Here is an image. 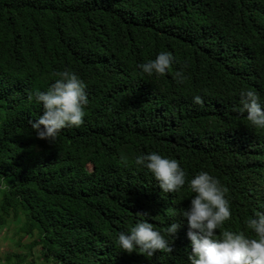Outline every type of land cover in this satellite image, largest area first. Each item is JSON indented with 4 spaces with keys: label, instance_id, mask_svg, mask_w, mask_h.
I'll return each mask as SVG.
<instances>
[{
    "label": "trees",
    "instance_id": "obj_1",
    "mask_svg": "<svg viewBox=\"0 0 264 264\" xmlns=\"http://www.w3.org/2000/svg\"><path fill=\"white\" fill-rule=\"evenodd\" d=\"M160 51L173 65L142 75ZM65 69L89 104L53 144L32 132L42 106L29 95ZM245 89L264 101V0H0V229L17 219L31 238L4 264H190L186 221L171 251L116 243L138 219L166 233L194 195L187 183L164 193L135 165L152 151L186 179L217 177L232 212L217 231L250 234L247 219L264 211V130L237 110Z\"/></svg>",
    "mask_w": 264,
    "mask_h": 264
},
{
    "label": "clouds",
    "instance_id": "obj_2",
    "mask_svg": "<svg viewBox=\"0 0 264 264\" xmlns=\"http://www.w3.org/2000/svg\"><path fill=\"white\" fill-rule=\"evenodd\" d=\"M174 62L171 52L160 51L155 59L139 64L138 68L142 75L163 76ZM175 75L180 82L185 80L182 71ZM54 76V82L46 90H36L29 95L42 106L39 118L30 122L32 132L38 139L53 144L62 129L84 123L89 104L87 84L76 72L65 69L55 72ZM193 102L203 104V97L195 95ZM237 110L246 114L252 128L264 130V101L257 92L242 90ZM135 165L147 169L164 193H176L187 183L194 195L189 206L180 213V221L172 222L166 233L156 230L147 219H138L130 229L121 231L116 238L120 251H139L149 257L157 251H171L168 237L174 238L186 221L190 264H264V211H257L247 219L250 234L217 231L232 216L228 190L217 177L200 171L190 180L186 179V171L177 159L157 151L137 155ZM141 215L146 217L147 214Z\"/></svg>",
    "mask_w": 264,
    "mask_h": 264
},
{
    "label": "rangeland",
    "instance_id": "obj_3",
    "mask_svg": "<svg viewBox=\"0 0 264 264\" xmlns=\"http://www.w3.org/2000/svg\"><path fill=\"white\" fill-rule=\"evenodd\" d=\"M31 238L19 231V221L11 220L5 227L0 229V264H4V256L8 251L25 250ZM36 247L32 248V252Z\"/></svg>",
    "mask_w": 264,
    "mask_h": 264
}]
</instances>
